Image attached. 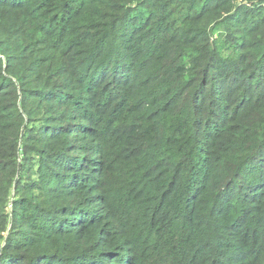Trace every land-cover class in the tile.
Segmentation results:
<instances>
[{"label":"trees","instance_id":"trees-1","mask_svg":"<svg viewBox=\"0 0 264 264\" xmlns=\"http://www.w3.org/2000/svg\"><path fill=\"white\" fill-rule=\"evenodd\" d=\"M0 10L22 15L0 21V264L54 261L35 245L56 218L35 191L40 181L27 179L56 153L45 146L36 160L32 152L19 158L27 138L46 141L27 132L32 106L47 108L73 77L64 70L62 84L53 81L36 37L90 47L81 83L111 100L114 122L133 138L128 175L121 162L117 185L155 194L177 234L162 237L168 250L188 228L174 264H225L229 238L219 229L237 230L264 211V0H0Z\"/></svg>","mask_w":264,"mask_h":264},{"label":"rangeland","instance_id":"rangeland-1","mask_svg":"<svg viewBox=\"0 0 264 264\" xmlns=\"http://www.w3.org/2000/svg\"><path fill=\"white\" fill-rule=\"evenodd\" d=\"M18 16L22 15L0 10L2 22L12 23ZM69 39L73 40L65 43L59 37L33 39L39 59L51 64L53 81L58 86L62 84L64 70L73 77L65 88H60L62 93L49 97L47 108L32 106L35 116L27 132L39 139L47 135L48 144L27 138L26 149L19 158L21 162L27 161L25 152H32L36 160V151L45 146L53 149L48 154L56 153L53 163L47 162L38 177L30 174L27 179L40 181L35 191L56 218L40 233L35 248L51 250L53 255L48 261H54L47 264H174L173 258L182 254L186 244L188 228L183 227L185 235L179 246L168 250L162 237L177 234L169 227L168 211L156 210L155 194H147L142 188L136 193L123 192L125 186L117 185L115 177L121 162L128 175L133 138L124 122H114L117 112L111 100L92 92L91 85L81 83L77 71L90 47L78 44L75 37ZM52 103H58L59 108L52 109ZM56 111L63 115L58 128L57 121L50 119L57 115ZM67 157L74 159L71 166ZM257 216L264 219V211L253 210L246 226L237 230L219 229L229 238L222 246L220 261L264 263V224L256 223ZM173 228L180 229L181 225ZM204 233V228L197 229L194 239L201 240Z\"/></svg>","mask_w":264,"mask_h":264}]
</instances>
